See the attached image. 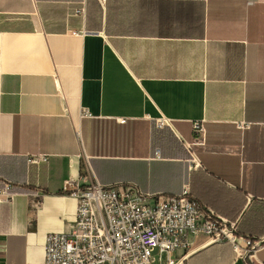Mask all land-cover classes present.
Listing matches in <instances>:
<instances>
[{"label":"crops","instance_id":"1","mask_svg":"<svg viewBox=\"0 0 264 264\" xmlns=\"http://www.w3.org/2000/svg\"><path fill=\"white\" fill-rule=\"evenodd\" d=\"M93 182L188 185L261 243L190 235L177 264H264V0H0V264H43Z\"/></svg>","mask_w":264,"mask_h":264},{"label":"built area","instance_id":"2","mask_svg":"<svg viewBox=\"0 0 264 264\" xmlns=\"http://www.w3.org/2000/svg\"><path fill=\"white\" fill-rule=\"evenodd\" d=\"M165 125L163 119L157 123L159 128ZM193 129L194 140L187 145L190 170L202 165L194 146L203 144L205 128L196 121ZM9 189L6 184V196ZM72 196L77 200L75 228L71 233L46 235L43 264H153L161 263L164 255L166 264H177L173 253L189 246L190 235L231 242L248 258L261 243L243 237L238 221L202 206L188 185L179 195H152L132 184L106 186L93 182L77 184Z\"/></svg>","mask_w":264,"mask_h":264},{"label":"rangeland","instance_id":"3","mask_svg":"<svg viewBox=\"0 0 264 264\" xmlns=\"http://www.w3.org/2000/svg\"><path fill=\"white\" fill-rule=\"evenodd\" d=\"M155 255L157 254V251L154 253ZM166 263V256H163V261L161 263L157 262V263H153V264H165Z\"/></svg>","mask_w":264,"mask_h":264}]
</instances>
